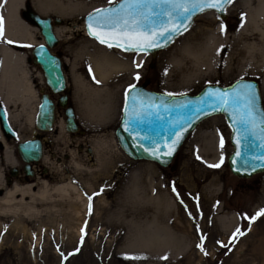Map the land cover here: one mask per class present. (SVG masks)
Instances as JSON below:
<instances>
[{
  "label": "rangeland",
  "instance_id": "rangeland-1",
  "mask_svg": "<svg viewBox=\"0 0 264 264\" xmlns=\"http://www.w3.org/2000/svg\"><path fill=\"white\" fill-rule=\"evenodd\" d=\"M85 1L86 8L74 18L40 13L60 17L62 26L71 30L60 38L54 51L63 57L71 102L81 121L92 123L95 127L92 131H100V127L104 128L102 131H113L112 135H107L105 143L93 144L97 162L78 169L80 175L86 177L87 189L91 192V210L85 207L86 201L85 204L75 202L76 206L80 205L79 213L64 204L45 205L44 200H38L35 204L40 210L34 216L0 213V264H264V216L251 219L264 209V172L251 178H241L231 172L228 164L233 151L231 128L224 115L203 120L167 167L144 159L134 160L114 142L125 93L131 85L141 84L145 79L150 80L149 87L153 90L180 95L196 94L208 84L229 85L240 78H251L259 82L264 102V51L258 50L264 48V16L255 12L261 0H233L225 20L214 11L199 15L186 32L156 55L109 48L90 37L85 29V15L110 3L109 0ZM28 3L34 6L32 0ZM250 9L260 26L250 25L241 36H235L245 24ZM222 23L226 25L223 34ZM39 34L41 36L40 31ZM213 34L222 38L218 56L198 60L196 52L201 48L200 40ZM86 38L109 48L130 66L125 69L126 76L118 92L115 90L111 97L110 112L104 116L88 113L84 99L75 95L73 70L67 60L73 56L69 46ZM244 41L260 43L254 51L257 57L254 63L246 59ZM7 42L4 36L0 38V44ZM24 45L27 52L34 46ZM28 55L33 59L31 53ZM86 64L85 60H79L77 73L84 71L91 77ZM27 65L37 87L47 89L40 66L33 61ZM189 73L193 77L186 78ZM16 118L24 127L31 125L25 111ZM204 136L211 140V148L219 154L214 159L205 151L209 141L206 138L203 143ZM221 137L223 148L220 147ZM221 157L223 163L219 168L209 167L220 163ZM7 166L19 169L20 163L14 166L9 161ZM122 170L128 173L122 174ZM129 184L132 192L139 185L137 199L128 193ZM20 199L21 195H16L15 200ZM220 218L231 222L224 227ZM237 228L244 235L237 234L230 243ZM157 229L161 231L159 236L155 235ZM202 236L207 255L197 247ZM178 237L183 238L184 247L179 248ZM170 241L176 243V247Z\"/></svg>",
  "mask_w": 264,
  "mask_h": 264
},
{
  "label": "bare ground",
  "instance_id": "bare-ground-1",
  "mask_svg": "<svg viewBox=\"0 0 264 264\" xmlns=\"http://www.w3.org/2000/svg\"><path fill=\"white\" fill-rule=\"evenodd\" d=\"M32 4L43 14L58 13L68 18H74L78 12H81V10H84L87 6L85 0H32ZM21 10H23V0H0L3 36L8 39L23 41L30 44L43 42L37 27L28 24L20 16ZM255 12L260 14L263 18L264 0H261L260 6ZM254 18L255 15L253 16L252 10H248L245 24L235 33V36H241L250 25L259 27L260 23L255 21L256 18ZM70 31L69 27L66 26H59L56 28V34L59 38H63L65 34L70 33ZM71 41H73V39L70 40V42ZM221 41L222 38H219L218 34H213L209 37L204 36L200 40V42H202L200 45L201 48L196 52L198 60L205 61L209 58L208 56L215 59L218 56L219 44ZM258 45H260V43L256 44L255 42L244 41V47L248 54L246 59L250 63L257 61L254 51L258 49ZM69 49L73 52V56L67 60L73 70L76 97L81 96L84 99L86 111L88 113L91 115L99 114L104 116L110 112L112 104L111 97L115 94V90L118 92V87H120L122 80L126 76L124 75L126 74L125 69L130 67L129 64L121 60L120 56L111 52L109 48L99 45L88 38L69 46ZM258 50L263 53L264 48L260 47ZM119 53L121 54L122 52ZM0 54V99L6 103L12 119L20 115V111L21 113L25 111L31 123H33L38 96L33 86V75L27 65L26 55L13 52V50H10L6 46H0ZM81 59L87 62L86 65L90 69L89 71H91V77L86 75L84 71L82 73H77L78 61ZM85 77H88V80H85ZM189 77H193V74L189 73L186 78ZM30 107L31 110H27V108ZM90 125L93 126L92 123H90ZM206 138L207 136H204L203 143H205ZM90 141L96 144V146L101 143L99 136L96 135L92 136ZM208 141L209 145H206L207 149H205V151L208 153V156L213 155L212 159H214V157L219 156V154L215 149L211 148V140L208 139ZM6 158L8 161H11L14 166L19 162L18 157L14 158L11 150L8 148L6 149ZM1 172L2 170L0 167V176ZM138 186L139 185L135 187L134 192H132L131 184L127 187L128 193H131L130 195L135 199L140 196ZM16 195H21V199L18 201L15 200ZM52 196L61 200L63 199L65 204L67 203L69 207L73 208H70V210L81 212L80 206H76L74 200H78L84 204V196L76 185L67 182L50 186L44 181H39L38 190L35 192L31 184L21 185L16 183L12 189L7 191L6 196L0 199V213L9 212L13 215L22 213L27 216H34L35 213L40 210L35 203L38 200H45ZM24 197H28L30 200L25 201ZM160 197L161 196H159L160 203L162 204L163 200L162 197ZM167 205H170V203L168 202ZM232 218L234 219V217ZM220 222L222 226L227 227L231 220L220 218ZM157 230L155 231V235L159 236V232L161 231ZM162 231H164L163 228ZM182 241L183 238L178 239L180 243L179 248L184 247ZM164 243L167 244L166 239H164ZM172 244L176 247V243ZM175 247L171 249L173 250ZM168 248H166V250H169Z\"/></svg>",
  "mask_w": 264,
  "mask_h": 264
},
{
  "label": "water",
  "instance_id": "water-1",
  "mask_svg": "<svg viewBox=\"0 0 264 264\" xmlns=\"http://www.w3.org/2000/svg\"><path fill=\"white\" fill-rule=\"evenodd\" d=\"M122 2L123 0H119L113 4L97 9L118 8L120 6V3ZM229 5L230 3L224 4L223 8L220 11H217L216 9H206L202 12H195L191 15V19L186 22V28H182L180 32L172 34L170 40L163 42L164 46L149 49L146 53L156 55L158 51L169 47L178 36L186 32L192 26L196 17L204 12L214 11L218 14L220 19H226L227 8ZM26 7L28 8V19L32 20V22L37 25V27L40 29L43 41L35 45L32 50L34 60L37 64L41 66L48 86L56 93L63 92L67 87V77L64 71L62 58L56 55L51 50L59 42V38L54 30V27L51 24L52 19L34 11L29 5H26ZM95 10L86 14L84 18L87 33L91 37L93 36L89 34L88 18L90 14H94ZM56 22L57 24H61L62 19L56 18ZM109 42L114 44V41L110 40ZM41 46H43V51L41 50ZM128 52L134 51L128 50ZM245 84L253 86L257 96V109L260 113H264V102L261 94V89L258 81H256L255 79L240 78L235 80L231 84L225 86L218 84H208L196 94L180 95H169V93L166 92L148 89L147 81L142 84H137L135 85V89L130 92L127 101L125 97L122 118L115 132L117 140L121 148L130 158L135 160L145 159L159 163L162 166H169L175 158L177 152L180 150V148L188 138V136L196 129V127L203 120L214 115L223 114L226 118L229 127L231 128L230 141L233 145V151L228 157L229 168L232 173L237 175L238 177L251 178L255 174L264 172V161L250 160V158L253 156L264 155V149L259 147L261 143L260 139H255L254 145L251 148H246L244 146L246 142L242 141L240 149L242 155L241 157L236 156V129L239 128L240 125L238 123H234L233 118L234 116L238 118L245 112L242 104H230L225 109L222 105L213 104L211 100H207L205 103H202V101H205L206 99L205 94L207 92H227L231 94L233 90H239L241 86ZM132 97H136L135 101H133ZM159 105H163L164 107H159L157 109L156 106ZM126 106L128 109L127 112H125ZM149 106L152 107L150 108ZM165 108H167V111H165ZM196 109H200V111L197 112ZM136 111L142 113L140 117V120L142 122L140 123L137 131L140 135L149 136L150 140L133 141L131 139V134L124 130L125 121L130 118L134 120V112ZM68 115V125H70V123L74 124L75 115L71 111L68 113ZM0 118L4 129L6 131H11V133L15 135L16 133L14 132V130L12 131V128L4 110H0ZM52 118V105L48 106L47 99L44 97L42 103L38 107V111L35 114V122L40 128L43 129L46 128V126L51 122ZM177 120H181L182 124H176L175 122ZM174 133L180 134L179 142L175 145V150L173 151L172 155L165 156L163 155V153L169 150V147L172 145V141L177 138ZM255 135L256 137L264 135L261 126H258L255 129ZM153 142L156 144V146L160 148L161 154L159 158L150 154L153 148ZM29 145L31 146V149L28 148ZM141 145H143V147H141ZM166 145L168 147H166ZM144 148H148L149 151L145 152ZM18 150L23 160L28 163L32 159H36L41 155L40 143L33 140L21 142L18 146ZM252 164H255L257 166L253 169L251 166Z\"/></svg>",
  "mask_w": 264,
  "mask_h": 264
},
{
  "label": "snow or ice",
  "instance_id": "snow-or-ice-1",
  "mask_svg": "<svg viewBox=\"0 0 264 264\" xmlns=\"http://www.w3.org/2000/svg\"><path fill=\"white\" fill-rule=\"evenodd\" d=\"M116 0H109V3H115ZM232 0H123L118 8L108 9H96L94 14L89 15L88 29L89 34L95 37L101 44H107L109 48L115 46L122 48L125 51L131 50L136 53H146L149 49L159 48L164 46L163 42L171 39L172 34L178 33L182 28H186V22L191 19V15L197 11H204L206 9H216L220 11L223 5L231 3ZM222 34L226 31V25H220ZM3 37V23L0 19V38ZM114 41L110 43L109 41ZM11 43V41H8ZM43 51V46H41ZM137 67H141L137 64ZM140 77L137 76L138 80ZM135 89V85H131L126 91L125 97L127 98L132 90ZM169 95H172L169 93ZM205 103L207 100H211L213 104H219L226 109L231 105L243 106L245 112L238 118L234 116V123L240 125L236 129L237 145L236 156L241 157V145L242 141L246 142L244 145L246 148H251L254 145L255 139H260V148L264 149V135L256 137L255 129L258 126L262 127L264 132V113H260L257 109V96L252 85H242L239 90H233L231 94L224 92H207L205 94ZM135 101L136 97H132ZM150 108L152 106H149ZM164 107L163 105L156 106ZM185 107V106H180ZM127 106L125 112H127ZM167 111V108H165ZM197 112L200 109H196ZM142 113L139 111L134 112L135 119H128L125 121L124 130L131 134L133 141H145L150 140L149 136L140 135L137 129L139 128ZM259 116V123H258ZM176 124H182L181 120H177ZM176 139L172 141V145L167 152L163 155L171 156L175 150V145L179 142V133H174ZM224 139L221 137L220 147L223 148ZM143 147V145H141ZM166 147H168L166 145ZM31 149V146H28ZM145 152H148V148H144ZM152 156L159 158L161 152L160 148L153 142V148L150 153ZM199 158V157H198ZM250 160L264 161V155L253 156ZM250 162V161H249ZM223 163V157L221 162L215 165H209V167L219 168ZM254 169L257 165L252 164ZM175 191V188H173ZM91 200V197L89 198ZM91 210V204L89 205ZM258 216H264V209L258 211L251 219L255 220ZM83 231V230H82ZM237 234L244 235L239 228L233 233L230 238V243L235 241ZM205 237H201V244L197 247L200 248L205 255L208 253L204 250L203 240ZM222 247H227L222 242L217 241Z\"/></svg>",
  "mask_w": 264,
  "mask_h": 264
},
{
  "label": "flooded vegetation",
  "instance_id": "flooded-vegetation-1",
  "mask_svg": "<svg viewBox=\"0 0 264 264\" xmlns=\"http://www.w3.org/2000/svg\"><path fill=\"white\" fill-rule=\"evenodd\" d=\"M25 2L29 4L28 0H25ZM27 12V9L21 10L20 16H23L26 20H28L29 24L32 25L33 22L32 20L28 19ZM50 17L52 18L51 24L54 29L59 27L57 26L56 16ZM19 43L23 45H11L12 49L13 47L20 49H13V51L25 54L26 61L28 63L29 61L34 62V59L28 55L31 53V50L28 51V53L26 51L24 42ZM54 49H52V51L56 55L63 58L60 54L56 53ZM145 81H147V88L151 89L149 87L150 80L145 79ZM33 86L38 96L36 108L38 105H40V103H42L43 98L45 97L47 99V105H52L53 118L46 128L43 129L40 128L36 123H31V125L24 127L25 125H23L21 120L18 118H11L6 103L0 99V110H4L12 131L14 130L16 133L13 135L11 131H6L0 118V167L2 170L0 176V199L4 198L7 194V191L12 189L13 186L18 183L17 180L24 183L21 185L31 184L34 192L38 190L39 181H44L50 186L70 182L76 185L81 191L84 196V204L86 201L85 207L88 208L90 202L89 196L91 197V192L87 189L88 186L85 182L86 177L80 175L79 170L85 168L83 167L84 165L89 167V164L97 162L96 150L93 143L90 141L91 137L94 135L99 136L101 143H105L106 139L108 138L107 135H112L113 131H102L101 128L104 129L103 127H100V131L98 132L92 131L95 127L91 126L88 122L85 124L83 121H81L76 107L71 102L72 95L69 91L68 84L66 89L60 93L54 92L48 85L47 89H39L34 79ZM70 111L75 115L74 124L70 123V125H68V113ZM28 140L39 142L41 146L40 157L32 159L29 163L23 160L18 150L19 144ZM114 142L118 144L116 141V135ZM7 148L11 150L14 158L18 157V152L20 157V159L18 157V163H20L19 169L13 166L8 168L7 165L9 164V161L6 159ZM122 168H124V166ZM127 173V171L124 172L122 170V174L126 175ZM121 177H123V175H121ZM75 202L79 201L74 200V203ZM43 204H53L56 206L64 204L65 207L70 209L69 204H65L63 199L61 200L53 196L46 198L43 201ZM62 209L63 208L61 207L60 210Z\"/></svg>",
  "mask_w": 264,
  "mask_h": 264
}]
</instances>
